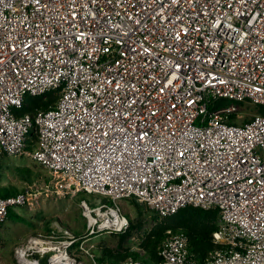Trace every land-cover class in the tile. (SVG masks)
<instances>
[{
    "label": "built area",
    "instance_id": "2783aa9c",
    "mask_svg": "<svg viewBox=\"0 0 264 264\" xmlns=\"http://www.w3.org/2000/svg\"><path fill=\"white\" fill-rule=\"evenodd\" d=\"M245 101L264 105V0H0V163L36 128L33 159L95 196L83 235L54 224L17 263L146 264L100 262L91 243L126 233L120 203L139 199L162 217L218 208L224 248L205 264H264V114L235 123ZM29 192L0 196V226ZM189 245L169 231L158 264H197Z\"/></svg>",
    "mask_w": 264,
    "mask_h": 264
},
{
    "label": "rangeland",
    "instance_id": "374dc122",
    "mask_svg": "<svg viewBox=\"0 0 264 264\" xmlns=\"http://www.w3.org/2000/svg\"><path fill=\"white\" fill-rule=\"evenodd\" d=\"M238 109L240 110L239 119L242 120L253 118L258 114L257 109L250 103L240 105ZM11 158L9 161L3 160L0 164V187L16 188L19 193L30 189V192L27 202L15 207V211L25 217L26 221L17 222L8 218L0 226V264H18L15 255L16 247L31 235L49 234L54 224L67 227L78 236L83 235L86 224L80 203L83 199L91 201L95 198L84 191H79L69 179L51 172L34 160L32 150ZM24 167L32 171L31 177L28 173L17 172L19 168ZM104 201H108V198ZM120 206L130 222L136 221L141 224L124 241V247L135 250L137 255L141 252V258H145L141 250L143 239L158 221L169 217H161L149 207L142 206L131 199L122 200ZM119 235L104 234L94 238L91 242L94 244V253L99 255L103 249L115 251L121 240Z\"/></svg>",
    "mask_w": 264,
    "mask_h": 264
},
{
    "label": "trees",
    "instance_id": "16d2710c",
    "mask_svg": "<svg viewBox=\"0 0 264 264\" xmlns=\"http://www.w3.org/2000/svg\"><path fill=\"white\" fill-rule=\"evenodd\" d=\"M58 98L59 91H51L40 96L29 95L25 99V106L17 111V115L21 116L25 113L35 114L38 109H48L50 106L56 104ZM229 103H232V101L229 99H221L212 105V109L220 108ZM246 103L252 104L257 109L258 113L264 114V105L254 104L251 101H245L238 104L245 105ZM253 118L242 120L235 117L234 122L237 124H245ZM38 138L39 135L37 129L34 128L28 139V146L26 147L25 152L27 150H32L33 153L37 149ZM34 140L36 141L33 142ZM17 172L19 174L28 173L31 177L30 172L32 171L29 168L24 167L19 168ZM18 193L19 191L16 188L0 187V196L2 197L17 195ZM131 200L136 201L135 199ZM8 218H12L17 222L26 221L25 217L15 211V208L10 209ZM219 222H221V213L218 208L205 209L193 205L182 208L178 213L169 216V218L158 221L157 224L154 225L141 243V250H143V255L145 257L141 258V252L137 255L135 250L124 247V241L131 236L133 230H137L141 226L140 223L131 221L130 229L126 233L119 235L121 240L117 249L115 251L111 249H103L101 254L97 255L98 260L100 262L107 260L112 262H122L129 258H135L144 261L146 264H158L163 260L161 252L169 236L168 231L173 230L175 232H184L189 236V253L192 260L197 264H205L209 261L212 252L224 248V246L217 244L215 241V233L219 231L221 227Z\"/></svg>",
    "mask_w": 264,
    "mask_h": 264
},
{
    "label": "crops",
    "instance_id": "0c3cea01",
    "mask_svg": "<svg viewBox=\"0 0 264 264\" xmlns=\"http://www.w3.org/2000/svg\"><path fill=\"white\" fill-rule=\"evenodd\" d=\"M11 157H12V156H5V157L3 158V160L7 159V160L9 161V160L12 159ZM3 160H2V161H3ZM2 161H1V162H2ZM0 164H1V163H0ZM6 167H7V166H6ZM0 184H1V183H0ZM85 224H86V220H85ZM85 230H86V227H85ZM84 232H85V231H84Z\"/></svg>",
    "mask_w": 264,
    "mask_h": 264
},
{
    "label": "water",
    "instance_id": "95a60500",
    "mask_svg": "<svg viewBox=\"0 0 264 264\" xmlns=\"http://www.w3.org/2000/svg\"><path fill=\"white\" fill-rule=\"evenodd\" d=\"M136 201H137L140 205H142V206H146L145 203H144L143 201H141V200H139V199H137Z\"/></svg>",
    "mask_w": 264,
    "mask_h": 264
}]
</instances>
